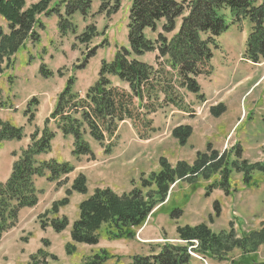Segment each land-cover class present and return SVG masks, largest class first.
<instances>
[{"label":"trees","instance_id":"1","mask_svg":"<svg viewBox=\"0 0 264 264\" xmlns=\"http://www.w3.org/2000/svg\"><path fill=\"white\" fill-rule=\"evenodd\" d=\"M95 1L99 2V13L111 15L121 9L125 0H39L30 6H27L26 0H0V16L9 24V33H5L0 25V71L4 62L6 68L14 65L21 48L29 43L33 46L39 43L37 28H45L41 15L57 16L61 36L76 34L78 25L74 22L75 15L78 13L83 19L88 18ZM128 1L129 47L120 48L112 60H103L98 78L85 96L73 91L74 78L70 77L58 95L54 110L45 120V127L36 128L28 146L19 154L13 153L16 159L11 175L7 180L0 181V238L15 225L21 209L38 203L40 191L35 183L36 178L46 177L61 184L65 181L61 177L75 170L70 162L40 158L42 154L51 152L53 147L55 132L46 126L51 120L55 121L65 137H74L72 154L77 160L83 157L95 160L96 155L88 138L102 143L116 135L120 124L127 120L134 121L135 125L140 121L156 130L151 127L153 114L171 107L185 111L188 105L185 96L189 92L198 94L199 99L203 100L198 77L212 73L211 60L214 51L220 47L219 38L233 24L245 20L251 24L245 57L254 63L264 61V0ZM159 27L161 31H158ZM148 30L158 31L156 39L147 35ZM97 32L96 26L88 24L78 38L88 42ZM156 51L155 64L140 58L147 52ZM91 56L93 53L87 54L79 68H84ZM41 73L46 77L52 74L44 64ZM32 102L38 104V99L34 97ZM219 106L220 110L213 109L217 116L225 110L224 104L219 103ZM37 109L36 105L34 111L25 110L30 123L34 121ZM192 132L190 125H180L174 128L172 134L182 145H186ZM148 134L141 136L145 139L150 136ZM23 137L22 127L0 117V149L4 142L22 140ZM233 155L235 161L231 160ZM247 162L242 160L241 147L220 154L209 144L206 152L198 153L193 166L184 161L172 166L165 157H161L158 171L149 174L143 172L139 184L133 179L132 189L123 194L111 188H96L80 203L79 217L72 224V240L67 244L68 253L77 251V243L98 244L101 233L114 240L135 238L148 217L167 200L171 187L200 173L209 180L215 172H221L222 181L210 184L206 196L215 188L228 193L224 185L230 184V167L236 170L245 168V184L254 185L251 171L257 168L264 174V160L250 165ZM74 191L88 192V180L83 173L77 174L66 197L52 203L45 216L53 214V217L43 224L44 227L50 225L57 232L68 227L69 218L59 213L70 202L69 197ZM214 213L217 217L221 213L217 201L214 202ZM178 230L185 243L167 241L158 244V250L154 249L151 254L134 255L130 264H193V253L205 258L226 259L235 248L245 254L256 252L264 245V227L258 234L240 239L233 229L217 233L207 223L186 225ZM193 240H197L198 244ZM109 252L100 249L71 264H107L112 256ZM31 260H35L33 264L58 263L56 255L43 249L32 255ZM248 262L254 264L257 261Z\"/></svg>","mask_w":264,"mask_h":264},{"label":"rangeland","instance_id":"2","mask_svg":"<svg viewBox=\"0 0 264 264\" xmlns=\"http://www.w3.org/2000/svg\"><path fill=\"white\" fill-rule=\"evenodd\" d=\"M129 5L130 2L125 0L117 13L107 15L98 12L99 3L95 1L92 5V14L88 18L83 19L80 15H77L78 13L75 15L74 22L78 25L77 33H69L64 37L58 32L57 17L55 15L48 16L45 28H37L41 34L39 43L35 46L28 45L21 48L16 54L14 65L4 70L0 79V108L5 110H0V117L4 120H8L5 118H10L13 121H9L22 127L24 129L23 138H26L29 136L27 134L29 129L26 128L27 126L20 124L24 121H26L25 124L30 123L29 116L25 114V110L34 111L37 105L38 109L35 112L33 122L39 125L35 126L36 128L40 127L43 129L45 120L56 104V93L61 88L59 76L71 74L74 80L78 76L80 77L78 85L82 83V86H86L94 78L98 77L103 60L110 61L120 48L129 47L127 37ZM88 24L96 26L98 32L90 41L83 42L78 36L84 32ZM158 31H161V27H159ZM158 31L148 30L147 35L152 39H156ZM248 31L249 23L245 20L244 23L241 22L240 25H234L222 34L220 44H222L224 50L216 51L215 57L213 56V62L211 60L214 67L212 73L198 77V81H200L201 77L208 78L205 82L206 88H220L223 83H228L229 81L231 83L228 85L231 88V85L235 86V83L243 77L247 68L245 65L247 64L244 61H240V57L242 55L244 57L246 32ZM92 53L93 56L89 59L87 66L80 70L79 65L86 55ZM156 53L158 52L149 53L144 57L147 63L155 60L154 56H156ZM222 53H224V56H229L228 67L223 62V59L226 58L223 57ZM42 64H45L46 68L55 72V74L53 73V75L51 74L48 77L42 75ZM236 86L237 91L233 93V98L240 97L239 107L243 111V116L234 127L233 133L239 139L240 145L236 142L234 146H231L230 142L227 143L223 151H217L221 154L241 147L242 160L248 161L247 165L262 162L264 160V118L255 113L257 112V106H251L252 101H254L252 100L253 95L250 96L248 94L245 96L247 89L241 93L242 87H240V84L237 83ZM221 93L225 95L229 92L224 90ZM208 96L213 104L212 110H220L221 106L218 107V105L222 102L217 100L220 96H214L212 90L208 92ZM254 96L258 97L254 104L262 107L264 104V83L256 89ZM34 97L38 99V104L32 102ZM203 100L199 99L201 102ZM177 110H180V108L171 107L164 110L167 113L164 117H169V121L165 119L163 122L162 117L153 119L151 127L157 130L149 128V126L140 121H137L135 125L134 121L127 120L120 124L116 135L109 137L102 143L88 138L96 155L95 160L88 161L85 157L81 160H76L72 155V148L74 149L73 136L65 137L64 139L66 140L60 138L58 140L60 153L57 148L54 149L56 158L61 161H71L76 166V169L69 174L63 175L61 179L65 181L61 184L50 181L54 183V188L47 192L40 191L39 201L35 206L21 209L15 225L4 232L0 238V264H33L35 260H31V257L37 254L39 249L56 255L58 257L57 264H71L105 248L112 255L107 264H130L133 255H138V252H143V249H146V246H141L142 248L139 246L142 244L139 239V233L133 239L120 240L109 239L101 233V240L98 244L86 245L77 243V251L74 254L68 253L67 244L72 240V223L80 214L78 197L81 194L88 197V194L102 185H109L107 187H110L118 194L127 192L132 186H130V182L126 181L125 175L130 174L137 166L142 167L140 155L145 151L150 150L154 155L165 152L172 159L180 157L181 155L178 154L183 153L180 150L182 149V144L173 136L174 128L180 125H189L185 122L189 119L195 121L196 119L194 118L200 116H207L211 119L212 115L211 117L209 116L210 110H207L206 107L203 108L194 103L188 104L187 109H184L185 111L183 109ZM242 120L246 121L242 122ZM46 126L55 132V138L58 133L61 136L63 135L54 120H51ZM229 127V120L226 123L219 122L212 130L213 138H224L228 134ZM139 131L142 132L139 133ZM145 133H149L148 135L151 136V144L144 143L146 139L141 135H145ZM195 135L196 139L202 140L203 137ZM257 137L260 141L256 142ZM67 138H71L73 143L68 144ZM230 138L231 135L228 140ZM160 139L164 140L163 147L165 149H160L156 146L155 142ZM18 143L16 142L15 144L21 147V144ZM199 143L200 140H197V144ZM258 144L263 145L261 147L263 151L261 150L255 156L247 152L245 156L243 148L249 149ZM211 146L213 148L212 144ZM107 149H109V152H107ZM21 150L18 152L20 153ZM9 151V144H6L0 150V178L5 177L8 170H12V156L14 157V155L12 153L11 156ZM186 151L189 152L190 150L186 149ZM206 151L207 148L205 151L200 152L204 153ZM108 155L109 157L107 158ZM197 158L198 154L195 161L190 162V164L187 162V164L193 166ZM231 160L235 161L234 155ZM230 169V184L229 186L224 185L228 193L220 188H215L209 196H206L207 188L210 184L222 181L220 171L215 172V175L209 180L200 173L197 177L187 178L179 181L181 183H176L171 189L166 202L160 206L161 208L153 216V219L151 218L150 225H161V228H164L163 233L165 235L175 237V240L170 241L185 243L180 237L178 228L189 225L190 220H194V213L200 210L201 216L195 220L199 222L197 224L207 223L217 233L233 229L232 231L239 239L253 233L258 234L264 227V174L258 171L257 168H253L251 173L254 185L250 186L245 184L243 180L245 168L236 170L230 167ZM81 172L87 177L88 192L84 194L74 191L69 197L70 202L63 206L59 213V215H66L69 218L70 224L68 227L61 232L55 231L50 225L44 227L43 224L48 223V220L53 217V214L45 216L51 209L52 203L55 199L60 200L66 197L67 190L72 187L75 177ZM135 182L139 184L138 179H135ZM74 193L75 195L72 198ZM85 199L87 198L84 197L83 201ZM215 201L219 203L221 212L219 217L215 216L214 213ZM190 226L195 225L190 224ZM157 243L162 244L164 242L159 241L154 244ZM193 243L198 244V241L193 240ZM154 249L158 250L157 247ZM254 259L258 262L254 264L264 263V245H261L256 252H245V254H243L241 249L235 248L228 253L226 259L218 257L204 258L197 255L193 264H248L250 263L248 261ZM50 262L55 263L52 259H50Z\"/></svg>","mask_w":264,"mask_h":264},{"label":"crops","instance_id":"3","mask_svg":"<svg viewBox=\"0 0 264 264\" xmlns=\"http://www.w3.org/2000/svg\"><path fill=\"white\" fill-rule=\"evenodd\" d=\"M38 1L39 0H26V3H27V6H30V5H32L34 3H37ZM41 21L46 23L47 17H45L44 15L41 16ZM244 22L245 21H243L242 23H244ZM247 23H249V22L247 21ZM0 25L2 26V28H3L5 33H9V24L1 16H0ZM250 29H251V25L249 23V31L246 32V38H247V36H248V34L250 32ZM220 45L221 46L218 49L215 50V53L218 50H221V51L224 50L222 44H220ZM149 53H152V52H148V53H146L145 55H143L140 58L142 60H144L145 62H147L144 59V57L147 54H149ZM215 53H214V57H215ZM222 54H223V57L226 58V59H223V62H225V65L228 67V63L230 62L229 56H224V53H222ZM214 57H213V59H214ZM154 59H155V56H154ZM213 59H212V62H213ZM232 60H235V59H232ZM152 61L153 62L149 61L148 63H151V64L155 63L154 62L155 60H152ZM240 61H244L247 64V65H245V66H247V68H246V70L244 72L243 77L235 83V86L231 85V88L228 85V84L231 83V81H229L228 83H223V86H220V88H212V87L206 88L205 87V82L207 81L208 78L201 77L199 79L200 80L199 83L201 85V92L200 93L206 99L203 100V102H201V101H199L198 94H195V93H192V92L187 94V98L186 99H187L188 102L200 105L203 108L206 107L207 110H210L209 111L210 112L209 116L211 117V115H212L211 119H209L207 116L206 117L205 116H200V117H195L194 118L197 121L196 120L193 121V119H189V120L185 121L186 124H189L193 128V132H192L190 138L188 139L187 144L186 145H182L183 147L181 146L182 149H180V150H182L183 153L178 154V155H181V156L177 157L176 159H172L165 152H161V153H158L157 155H154L152 153V151L148 150V151H145V152L141 153L140 156H141L142 159L140 161V164H142V167L141 166H137L134 171L130 172V174L125 175L126 181L130 182V186H131V181L133 179H138L139 176L143 172L149 174L150 172L159 170V168H160V163L159 162H160V158L161 157H166L167 160L172 164V166H174L175 164L177 165V163H179L180 161H186V162H188L190 164V162L192 163L193 161H195L198 152L205 151L209 144L213 145V149L223 151L225 149V147L227 146V143L231 142V144H232L231 146H234V144L236 142L237 143L240 142L239 139L235 136V133H233L234 127L242 119V116H243V111L239 107V98L240 97L235 98V99L233 98V93H235L237 91V86L236 85H237V83H239L240 87H242L241 91H240L241 93L244 90L247 89V92H246L245 96L248 95V94H250V96L253 95L252 100L255 101L256 99H258V97L254 96V93H255L256 89L258 87H261L262 84L264 83V61L261 62V63L255 64V63H252L249 60L245 59L244 57H240ZM212 62H211V64H212ZM1 66H2V71H0V79H1V77L3 75V73H4V70L5 69H9V68H6V62L2 63ZM212 66H213V64H212ZM213 69H214V67H213ZM227 70L229 71V69H227ZM53 73L55 74V72H53ZM70 75H68V76L67 75L59 76L60 80H61V88L56 93V97H55L56 100H57L58 95L65 88V86L67 84V79L70 77ZM97 78L98 77L94 78L92 80V82L88 83L86 86H82V83L78 85L80 77L77 76V79H75V82L73 84V91L75 93H78L79 95H84L87 92V90L89 89V87L97 80ZM241 85H243V86H241ZM227 87H229L230 89L227 88ZM234 87H235V89H233ZM211 90H212L214 96H217V97L220 96L217 100H219V102H222V104H224V106H225L224 112L221 115H219V116H217L215 114V111L213 112V110H212L213 104L211 102V98H209V96H208V92H211ZM224 90L229 92V93L225 94V95H222L221 92L224 91ZM254 101H252L251 106H257L258 107L257 108V112H255V113L257 115H260V116H262L264 118V104L261 107V106L255 105ZM55 103H56V101H55ZM3 109L4 108H0L1 111ZM53 109H54V107H53ZM165 114H167V113L166 112L165 113L159 112V113H157V114H155L153 116V119L158 118V117H162L163 122L165 121V119H166V121H169V117L168 118L164 117ZM213 117L218 118V119H214ZM5 119L11 120L10 118H5ZM227 120H229V124H230L228 134L224 138L223 137H219V138H215L214 137L213 138V134H211L212 130L218 125L219 122L226 123ZM11 121H13V120H11ZM244 121H246V120H242V122H244ZM25 122L26 121L23 122L24 124L22 123L20 125L27 126L26 128L29 129V133H27V134L30 136L32 134V132L34 131V129L37 126H39V125L38 124L36 125L35 122H33V124H30V123L25 124ZM33 127H35V128L33 129ZM26 128H25V130H26ZM195 134H197L199 137H203L202 140L201 139H196V135ZM230 135H231V138L228 140ZM29 136L26 137V138H23L22 140H17V141L11 140V141L4 142L0 150H2L6 146V144H9L10 155L13 152H15V151L18 152L20 149L26 148L28 146V144L30 143V137ZM60 138L63 140L65 137L63 135L61 136L58 133V135L56 136L55 140L53 141L52 151L50 153H47V154H42L40 156V158H42V159L56 158V155L54 153V149L57 148L58 152L60 153V147H59V144H58V140ZM67 139H68V144H70V143L72 144L73 143L71 138H67ZM64 140H66V139H64ZM197 140H200L199 144H197ZM144 141H145L144 143L147 142V144L148 143L151 144L152 138L146 139ZM194 141H195L196 144L194 143ZM257 141H260V139L258 137L256 138V142ZM14 142L15 143L19 142L18 144H21L20 145L21 147H18ZM163 142H164V140L160 139L159 141L155 142V144L160 149H165L163 147L164 146ZM239 145H240V143H239ZM261 147H263V145L258 144V145H255V146L249 148V149L243 148V151L245 153V156H246L247 152H250L251 154H253L255 156V155H257L258 153L261 152V150H262ZM186 149L190 150V151L187 152ZM72 150H73V148H72ZM163 151H165V150H163ZM108 157H109V155L107 156V158ZM12 158L14 160L13 156H12ZM56 159L59 160L58 158H56ZM9 171L10 170L7 171V174H6L5 177L3 176L2 178H0V181H5V180L8 179V177L10 176V173H11V171L10 172ZM35 183H36V186L39 189V191L47 192L48 190L54 188V183H51L50 181H48L46 177H38V178H36ZM179 183H181V182H179ZM107 186H109V185H102V186H99V187L100 188H110V187H107ZM130 189H131V187H130ZM129 190H127V191H129ZM93 192H94V190H93ZM93 192H91L88 195H91ZM122 192H124V190H122ZM74 195H75V193L73 194L72 198L74 197ZM84 197L87 198L83 194H81L80 197H78L79 198L78 199L79 200V204L83 201ZM157 211L155 212V214L157 213ZM154 215H152V217H150L149 222L141 230H139V234H138L139 235V239H140V242L142 241L141 242L142 244L139 245V246H140V248H142L143 246H146V249H143V252L142 251L138 252V254H143V255L151 254L154 251V248H156L157 245L159 244V243L154 244L156 242H159V241L160 242L161 241L165 242V241L175 240L174 239L175 237H171V235H165L163 233L164 228H161V225H157V226H151L150 225ZM200 216H201L200 210L196 211L194 213V216H193L194 220H190V223H188V224L189 225L190 224L196 225L199 222H196L195 220H197ZM76 219H74V221Z\"/></svg>","mask_w":264,"mask_h":264}]
</instances>
